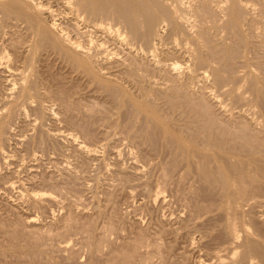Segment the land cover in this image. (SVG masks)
I'll list each match as a JSON object with an SVG mask.
<instances>
[{
  "label": "rangeland",
  "instance_id": "1",
  "mask_svg": "<svg viewBox=\"0 0 264 264\" xmlns=\"http://www.w3.org/2000/svg\"><path fill=\"white\" fill-rule=\"evenodd\" d=\"M127 1H125L126 3L123 2L124 4L123 5L121 4V5L122 6L126 5L125 7H127V3H129ZM245 2L248 5H246ZM245 2L244 0L243 2H241L242 6H240L241 4H238L237 5L238 7L236 6L235 9L236 8H239V9H236L237 12H235L234 10L235 13H233L236 15L235 16L230 15L229 18H226L224 16L222 17L223 13L221 11L219 12L220 9H218L217 7L214 8L213 5H206V6L202 5L201 9L204 7L203 10L205 9V7L208 6L209 8L210 6L209 8L210 10L207 8H206L207 10H204V12L207 11L208 13L205 12V15L203 14L204 18L209 20V23L206 22L208 21L206 20L205 21L206 26H205L204 24L205 22H203L204 18L202 14H201L202 16L201 19L204 25H202L201 28H200L201 21L200 20L195 21L196 18L193 19V21H195L197 25H200L198 26L200 30L203 29L204 32H206L204 33V35L202 34V36H204V39L206 40H204L203 37L201 38L199 37L200 39L197 38L199 40L198 42L199 46H200V42H203V40L207 41V43L205 42L201 43V44H204L199 47L202 49V51L198 49L197 42L195 43L196 38L193 35L191 36H193L195 39L193 37L190 38L191 36L188 34L189 32L185 33L186 30L184 32V35L183 34L179 35L180 32L179 33L169 32L171 31L170 30L171 28L172 30H174L173 29L174 27L172 26H175L174 25L175 23L171 22L173 21L171 20L172 11L169 9V7L166 4L160 3L159 5L158 3L157 5L159 6L157 5L154 6V9L158 7L155 10H152L151 7H150V10L148 9L149 7L146 8L145 12H143L144 14L146 13L145 17L142 16L144 15L142 13H137V15L136 14L131 15L130 14L131 8L129 9L130 4H128V7H127V10H129L130 12H128L127 10H124L126 8L120 5L119 7L121 8L120 9L118 8V9L122 13V15L126 17V18H123L124 25H126V23L128 22L130 23H128L129 26L128 25L124 26L122 24L124 28L122 27V25H120L119 31H121V29H125V30H122V32L124 31L122 39L123 41H125L124 43H127L126 41L130 39L128 42L132 43L131 45L134 47L135 50L136 49L139 50V51L136 50L138 51L137 53L138 56L132 55V57L134 56L133 58L136 61H133L134 59L132 60V57L130 54L125 56L128 50L126 49V45H122V44L121 45L120 44L111 45V43H108L101 50L103 51L105 49L104 53L99 50L100 54L102 53L101 55L99 54V51L98 53L96 52L97 51L96 48H95L96 51L94 52V49H93L94 46H93L91 53H90V54H94V55H91L92 59L90 57L91 59L90 61L92 62L93 60L91 64L92 65L91 68L93 70H97V71L99 70L98 74H97V71H94L98 75L97 77L98 80L97 78H94L96 76L93 75L94 74L92 73L93 70H90L91 69L90 64L88 66L90 69L87 67L89 69L88 70L86 69L85 66L74 64V62L72 63V61L70 62V60L68 59L65 60V57L63 60V58L61 57L62 55L59 56V54H56L58 55L57 57L56 55H54L57 52L54 51L53 53L52 52L53 50H49L52 48L51 45H49V47L50 46L51 47L48 48L47 47L48 45H44L43 43V45L45 46L47 50L43 48V45H42L41 47L43 50L39 49L41 47H38L37 52H35L37 54H35L33 57V54L30 51L31 49H29L30 45L32 44L31 43L32 36H30L31 38H28L29 33L30 35L32 34H31V31L28 30L29 28L27 29L28 31H26V28H25L26 24L22 23V25H20L21 23L20 24L16 23L15 20L12 21L13 19L11 17L5 20L7 21L8 23L7 24L5 21L3 22V19H5V17L3 18L4 15L1 13L2 14V17H1V14H0V18H2V20L0 19V21H2L0 23V26L2 23H3L2 25H5V26L8 25L7 26L8 28L6 27L4 28V30L7 31V35L4 41L7 40L8 42L7 41L6 42L10 44V46L13 44V42L14 44L16 43L15 45H18V46L12 45L13 48L10 47L9 51L12 49L10 52L8 51L10 55H12L14 47H16L17 49V50L16 49L14 50L19 52L17 53L14 51L13 54L15 56V54L17 53L16 54L17 57L15 56V60H14V56L12 55L10 56L11 57L10 60L12 62L14 60L13 63H18V64L20 63L19 65L21 66L23 65L22 66L23 68L21 67V70L24 69L25 72L22 71L23 73L19 75V78H21L22 76L25 78L26 76L25 78L26 80L24 79L23 81H21L23 77L21 78V80L17 78V76L7 78L9 73H7L6 71L5 72L2 71L4 75L0 73V81H2L0 82V86H1L0 96L2 95L0 97L1 99L0 108H3V110L0 109V112H1L0 118L6 115L4 119H2L4 120L3 121L4 124L6 123L5 124L6 128H4L3 130L4 132L0 134V139H1L0 147H2L0 149V184H1L0 185V188H1L0 189V264H49V263L50 264H196V263L197 264H208L210 261H211L210 264L211 263L213 264L215 262H216L215 264H217L219 263L217 256L218 255L223 256L224 255L223 253L227 254L226 247H228V249L229 247L230 248L239 247L238 251H240L241 253L243 250L244 252L242 253H245V256H247V254L248 256L251 254L256 255V251L260 252L263 250L260 244L262 242L264 243V199H263L264 198V176H263L264 168L263 166L262 167L260 166L261 164L264 165V162L262 163L264 159L256 162L258 166H256V164L254 163H253L254 164L253 167H250L251 165L248 166L249 163H247V165H242L244 167L241 169H243L244 173L250 174L251 176L250 177L246 174V175H243V177L245 176L246 179L250 177L252 180L250 178L249 179L251 181L249 179H247L249 181L245 180V178L243 179L241 175L242 172L240 171L241 174L239 176L237 175L239 178L236 180V182L233 183L234 184L233 185V184L225 182L226 177L222 178V175L220 176V174H223V176H225L226 174L224 173L219 174V172L221 171L217 169L218 167L214 163L212 164L211 162V164H208V163L205 164L206 161L203 163L202 160L204 158H202V154L198 155L197 153H195L197 155L195 157L193 155L194 152L192 149L191 150L189 149L186 151V149L182 148L180 143H178L177 140L174 139L177 136L178 137L183 136L185 139L189 137L188 140H192L191 138H195L196 137L195 135L205 136L206 134L207 136L210 135V136L216 137V135L218 134L213 135L215 134V132L218 133L219 131L222 130L221 132H219L220 133L219 136H220L222 133L226 134L224 132L225 130L227 131V134L225 137H228L227 136L228 134H230L229 137H232L234 134L233 138L239 137L240 139V137L243 138V136L245 135L244 138L241 139L242 144L244 142L247 143V139H248V144L250 142L249 144L250 146L247 145L246 143L245 145L244 144L242 145L243 147L245 146V148H247V146L249 148L253 146L254 148V145L256 148L258 147L256 145H259L258 143H260L259 141H262L261 137H263L264 135V131H263L264 111L262 110L264 105L261 104V103H264V82H263L264 80H262L264 79V48H263L264 47L263 46L264 44V34H263L264 32V29H263L264 28V0H248V2L246 0ZM244 4L246 5V7L244 6ZM249 4L251 5V7L249 6ZM243 6L245 7V9H243L244 8ZM165 7L167 10V13H166ZM211 7H213L212 11H211ZM121 9H123V11H121ZM203 10H202V13H204ZM152 11H155V12H152ZM157 11H159V13ZM217 11L221 14H219ZM212 12H215V14L217 13L220 16L218 15L215 16V14ZM125 13H127V15H125ZM149 13H150V16H147V14L149 15ZM153 13L155 15L157 14V16H155ZM138 14L140 15L138 16ZM165 15H168V17L169 15H171L170 16L171 19L166 17ZM127 16L129 17L131 16V17L129 18ZM134 16H136L137 18L139 17V20H136L137 18L134 19ZM146 16L148 17L147 18L148 20L146 19ZM158 16L160 17V19ZM161 16L163 17L165 16V18L168 19L166 20L168 22H166L164 18H162ZM209 17L211 19H209ZM238 17L240 21L242 20L241 22L239 21ZM131 18H132V21L127 20V19L131 20ZM155 18H158L161 21L164 20L163 24L158 19H156V21L153 20ZM230 18H232V20ZM248 18L249 19L253 18V19L249 20ZM9 19H12V20H9ZM150 19L152 20L151 23L149 21ZM227 19L228 21L229 20L231 21L229 22L224 21ZM134 20H135L134 24L136 26L133 24ZM254 20H255V23L256 21L257 23L261 22V25H259L260 23L258 24L259 26H257V24L255 25V23L253 22ZM137 21L138 23H136ZM249 21L253 22L251 24L253 27L249 24L250 23ZM13 22H15V24L17 25H13ZM65 22H66L65 24H67V21ZM169 22L172 26L169 24ZM158 23H160V25H158ZM245 23L246 25L248 23L250 28L248 26L244 28V26H246ZM130 24L132 25L131 27H130ZM152 24L153 25L155 24V26L151 30V27H153ZM164 24H165L164 30L161 33L162 38L160 37L161 41H155V40L152 41L155 38V35L153 34L154 35L153 36L154 38H153L151 34L156 32L159 29V27L161 25L163 26ZM253 24L257 26L256 31L248 32V31L254 30ZM24 25L25 27H23ZM133 25L135 29L132 28ZM137 26L138 28L140 27L141 28L136 29ZM167 26H170V27H168L167 29ZM220 26L226 29L221 28ZM13 27H16L17 29L15 28L14 30ZM205 28L208 30V32L206 31ZM216 28L217 30H214ZM209 29H211L210 30L211 32L209 31ZM248 29H251V30H248ZM16 30H18L17 33H14L16 32ZM129 30H131L132 32L131 31L129 32ZM133 30L134 32L136 30V32L138 33L136 32L134 33ZM0 31L2 30L0 29ZM125 31L129 32V34L127 32V35L129 37L133 35L132 36L133 38L131 37L127 39L128 36L126 37ZM222 31H225V32H222ZM9 32H11L12 34L11 37L13 36L12 40H10L11 37L7 39L8 36H10ZM12 32L15 35H13ZM19 32L21 33L20 36L22 38L18 37V35L20 34ZM201 32L203 33V31ZM24 33L28 35L27 36L25 35V37L23 38ZM173 33L175 36H173ZM258 33L263 36L259 35ZM2 34L3 32H0V37H2L1 36ZM136 34L138 35V38ZM185 34L188 35L187 38H190L191 41L185 38L187 36V35L185 36ZM206 34H208L207 35L208 37L210 36L209 39L208 37L205 38ZM178 35L181 36V38L178 37ZM78 36H75L77 40H79L80 42L86 43L84 40L86 39L85 37H82L81 35H78ZM150 36L152 38L151 41H150ZM258 36H260V38ZM15 37L18 38L19 40H17ZM27 38H28V41H27ZM94 38H95L94 41L96 44L100 42V39L101 41L103 39L101 37L100 38L98 37L99 39L97 37H94ZM29 39H31V41ZM23 40H25V42L27 43H25ZM261 40L263 41L261 42ZM22 41L25 43L24 46H23ZM134 41H135V45H134ZM9 42H11L12 44ZM170 42H175V43H172L173 44L172 46ZM17 43H20V44H17ZM26 44H29V46ZM161 44H163V47H161L162 46ZM20 45H22L23 47L20 48L21 47ZM154 45L156 46L153 48ZM25 46L27 47L25 48ZM157 47L159 48L158 50H155L156 51L155 52L153 49H157ZM185 47L193 48V49L191 48V50L187 48L188 53L191 52L190 55L192 54L190 58H187L188 53L185 54V52L187 51L185 50L186 49ZM212 47L213 49H210ZM139 48L143 50L145 53L143 51H140ZM149 48H151L153 52ZM169 48H170V52L173 51L172 53L167 51V49L169 50ZM24 49H26V51L27 50L29 51L26 52ZM106 49H108V51L111 52L112 54L109 53ZM39 50H40V53H39ZM22 52L23 54H21ZM165 52H168V54L167 53L165 54ZM192 52L196 55L193 56L194 54ZM151 53L154 54L155 57L152 56ZM173 53L175 56H173ZM42 54H45V56L43 55L42 57ZM104 54L105 55L107 54V56H104V60H103ZM109 54H110V57H109ZM202 54L206 58L205 57L203 58ZM27 55H30V57L28 56V58L27 57L25 58V56ZM49 55L51 56L49 57ZM171 55L173 56L174 60L171 57ZM161 57H164V58L161 59ZM17 58H19L18 59L19 62L16 61ZM93 58L96 59L97 61H95ZM130 58L133 64L131 63ZM191 58L193 59V61L196 59L193 65L195 70H198L199 66H200L201 71H203L202 68H204L205 73L200 72V71H196V72L204 73L205 77L208 75L206 78L205 77L202 78V75H201L200 78L194 80L191 77V73L189 72L193 71L194 73V70L192 68L193 61ZM28 59H31V60L33 59V61L29 60L33 63V66L30 64L31 62L29 63ZM42 59L45 62H42ZM55 59L56 60L58 59V60L56 61ZM160 59L161 60L164 59L165 61H161ZM167 59L169 60V62L167 61ZM204 59L205 60L207 59V60L204 61ZM46 60L47 61L49 60V61L47 62ZM116 60H118L119 62L117 61L118 63H116ZM123 60H124V63L126 62L129 63V66L130 64L132 66L133 65L137 66V67L133 66L134 69L135 68L137 69H135L133 72V70H131L133 69L132 67L127 66L128 68L127 69L124 66L125 64L121 66L123 64V62L121 61ZM148 60H149V63H148ZM211 60H212L211 63L213 64L209 63ZM60 61L62 63H59ZM98 61L101 65L98 63ZM108 61L110 62V64ZM157 61L158 62L161 61L163 63L166 62L167 64L168 63L174 64V62L176 61L175 62V64L177 65L176 70L178 72L171 71V73H169L168 71L170 70H167V69L161 70L159 67H157L158 66ZM196 61L199 63L201 62L202 65L207 64L206 62L209 61L208 63L210 66L215 65L214 70H212L213 69L212 66L210 67L207 64L208 67L205 65L204 67L202 65H198ZM25 62L26 63L28 62V63L25 64ZM134 62L137 65L134 64ZM70 63L72 64L70 65ZM117 64H120V67H117L119 66ZM27 65L29 67H26ZM30 65L34 69L32 72L30 71L32 70L30 68ZM63 65H67V66L65 67ZM78 65L80 66V68L83 67L85 70L82 69L80 71V69H77ZM95 66H97V68ZM143 66L144 68H142ZM189 67H191L192 70L191 68L189 69ZM27 68L29 69L27 70L28 72L26 73ZM185 68H188V69L186 70ZM209 68L211 70H209ZM72 69L74 70V72ZM83 70L84 71L87 70L88 74L87 72H82ZM100 70L102 73L100 72ZM125 70L130 72V75L131 73L134 75L135 71L137 70L140 76L137 74L136 75L138 77L133 76L137 80L134 79L133 77L130 78L128 76L129 73L128 72L126 73ZM142 71L144 74L142 73ZM218 71H220V74L218 73L219 75L217 74ZM29 72H31L30 73L31 76H29L28 74ZM209 72L211 73L209 74ZM167 74H169L171 77L173 76L174 79L175 77H177L176 75H180V76H178L176 78L175 83H173L174 81V79H172L173 77L169 78ZM213 74H216L218 76L217 81H221V82H215V81L213 82L214 79H211V77L212 78L214 77ZM32 75H33V79H32ZM141 75H144V76H141ZM186 76L189 80L191 77L190 82L187 79H185L187 81H184V78H186ZM219 76L221 77L219 78ZM141 77H143L142 78L143 85L141 84L139 85V83L141 82L140 80ZM155 77H157L158 79ZM4 78L6 80H4ZM8 79L10 81L12 80V83L16 84L14 89H9ZM15 79H16V82H15ZM18 79H19V82L21 81L20 83L17 82ZM93 79H95L94 82H91L93 81ZM149 79H152V82ZM166 79L167 80L169 79L167 83H166L167 81ZM170 79H172L173 81L172 80L170 81ZM178 79L180 82L178 81ZM101 80L102 82H106V83L101 84L100 82ZM160 80L164 82L162 83ZM25 81L26 83L27 81L29 82L27 83V86L26 84H24ZM33 81H37V83H39L37 86L41 88L39 89L37 86H35L37 83ZM193 81H194V84H195V81L198 83L194 85ZM22 82H23V85L26 86L27 88L29 87V84L31 82L30 86L34 85L32 86L33 89L32 87H29L31 90L29 88L28 90L29 92H32L33 94L35 93L34 95L37 97L35 96L33 97L32 93H27L28 95L30 94L32 95L27 96L26 94V97H29V98H25L24 97L25 94L23 95L22 91L20 92V90H22L21 88H23V86L21 85ZM202 82L206 83L204 84L205 86L203 85ZM152 83H153V86H152ZM161 83L165 85L163 86ZM179 83L180 84L184 83L185 86H188V89L185 88L184 85L183 87L182 85H179L180 89L176 88V85H178ZM212 83L214 85L218 84L215 89ZM49 84L51 86H49ZM109 84L111 86H109ZM168 84L170 86L173 85L174 87L171 88L170 86H168ZM206 85H208L209 87H207ZM6 86L7 88H5ZM139 86L141 87L140 90L138 88ZM155 86H158V87H155ZM202 86L205 88L203 89ZM17 87L18 88L21 87L20 89H18L19 91L17 90ZM223 87L224 89H222ZM34 88L36 91L34 90ZM153 88L156 90L160 89V91L162 89L164 90H162V92H160L159 90H158L159 92L158 91L156 92L155 90L156 92L155 93ZM181 88L183 89L185 88V89L183 90ZM199 88L200 89L202 88V91H200ZM206 88L208 89L206 90ZM212 88L214 90H212ZM229 88L231 89L230 90L231 95L228 94ZM5 89L6 90L8 89V90L5 91ZM37 89L41 91L39 92ZM218 89L219 90L222 89V91H219ZM253 89L255 92H252ZM173 90H175L174 91L175 93H173ZM209 91L212 93H210ZM215 91H217V94ZM233 91H235L236 93L235 92L232 93ZM8 92L12 94L10 95ZM19 92L20 94H22L21 96ZM37 92L39 94L43 93L44 95L42 94L41 96ZM59 92L62 94V96L61 94H59ZM147 92L150 95H148ZM205 92L208 94H206ZM219 92H221L223 95L221 93L220 95H218ZM256 92L258 93V95L256 94ZM215 94L217 97L214 96ZM8 95L11 97L8 98ZM17 95H19L20 97H18ZM209 95L211 98L208 97ZM253 95L256 96V98L258 99H256ZM16 96L19 99L22 96L23 97L20 100L17 99L18 100L17 101ZM259 96L263 100H261ZM5 97L8 99L7 102L10 103L9 105L6 104L7 102H6ZM25 99H27L26 102L24 101ZM176 99H179V100H176ZM13 100H15V102H13ZM259 100H261V102H259ZM20 101H21V104H20ZM62 101L65 105L60 103ZM215 101L216 103H219L221 107H219L220 106L219 104H215ZM136 102L140 103L142 107H145V108L148 107V109L152 107L151 108L153 110L152 112L155 111L157 113L159 111L158 112L159 115L156 114L157 118H160L161 122L165 124L166 126L169 125L171 127V124H172L173 128L172 127L170 128L168 126V129H170L171 133L172 131L173 133L174 132L175 133L171 135V133L166 134L165 130L161 131L160 130L161 128L158 126L157 122L153 120L150 116L148 117L149 114L146 115L145 110L143 112L142 108L140 109L137 105H135L134 103ZM168 102L170 105L168 104ZM258 102L261 104L262 109L260 108V106H258L260 105ZM13 103L14 105L11 106ZM146 103L149 105H147ZM29 104L30 106H28ZM20 105L23 110H21ZM8 106H9V109H8ZM153 106L156 110L153 109ZM5 107H7V109ZM12 107L15 110H13ZM72 107L73 108L75 107V108L72 109ZM219 108H222V109H219ZM11 109L14 111V114L12 111H11L12 113L10 112ZM133 109H137V111L136 110L134 111ZM170 110H171V113H169ZM184 110L186 111V114L184 113L185 112ZM226 110L228 111L230 110L229 111L230 113H228ZM15 111L18 112V115H16L17 113ZM23 112L24 113L26 112V113L24 114ZM189 112H191V114H189ZM260 112H261V116L259 115ZM7 113L9 117L11 115L12 116L9 118L7 116ZM197 113L201 115L202 117L199 116ZM142 114L146 115V117L141 116ZM175 114H177V116H175ZM228 114H230L231 118L230 116H228ZM163 115L164 116L170 115V116L169 118L164 117L166 120L165 121L163 120L164 119ZM198 116L201 117V119ZM237 116L239 118H236ZM6 117H8V119H6ZM176 117L180 118V120L178 119V122L176 121L177 120ZM182 118H183V121L184 119L185 121L187 120L186 122L188 123V126H185L187 125L185 121L184 122L181 121ZM13 119L14 121L15 120L16 121L14 122ZM169 119L170 120L172 119L171 120L172 122ZM191 119L192 121L196 123V125L192 123ZM194 119H197V120H194ZM204 119L206 120V122ZM221 119L222 121H220ZM231 119L235 120L234 122L236 123L237 130L234 127L235 123ZM5 120L7 122H5ZM145 120H149V121H145ZM150 120L151 121L153 120V121L151 122ZM203 120H204V123H203ZM154 122L156 123L157 126L154 124ZM231 122L233 123L232 125H230ZM0 123H1V119H0ZM205 123L206 124L208 123V124L205 125ZM243 123L244 125H242ZM189 124L191 126L195 125L193 126L194 128L189 126ZM223 124L226 128L222 126ZM255 124L257 127L255 126ZM41 125H43V127ZM230 126L231 127L233 126L234 128L233 127L231 128ZM240 126H243V127H240ZM40 127H42L44 131ZM195 127L197 129H195ZM202 127L205 128L203 133H201L203 129ZM190 128H192V130ZM198 128H201V130H199ZM188 129L190 132L196 131L195 133H198L199 135L195 134L194 135L195 137H193V133H189ZM210 129H213V130L211 131ZM205 130H207V132H205ZM259 130L261 131V134ZM183 131H186V133L188 132L189 136L188 134L186 135V133H184ZM229 131L232 132V134ZM178 132H180L181 135H178L179 134ZM235 132H237L239 136L236 135L237 137H235V134H237ZM257 132L260 135L257 134ZM252 133L253 134L256 133V134L253 135ZM190 134H192L191 135L192 137L190 136ZM224 134H222L221 136L224 137ZM256 135L257 136L259 135L258 137L260 138L257 139L258 137ZM4 136L6 137L4 138ZM59 136L61 137L59 138ZM51 138L53 140H51ZM218 138L222 139V137H218ZM2 139L4 140V142ZM262 143H264V141ZM262 143H260V145H262L263 147L259 145L258 150L257 149L252 150V148L251 149L247 148L250 153L248 152V150L242 147V153L244 152V150H246L245 152L249 154V155L245 154L246 156L243 154V156H245V158L247 156L251 158V156L255 154V153L252 154L254 150H256L254 152H257V151L260 152V149L264 148V145ZM83 144L85 145V147L88 146L87 148L89 150H94V151H86V150L84 151L78 147V145H83ZM176 147L178 148V150ZM185 152L187 153L185 154ZM256 154L254 156H256ZM194 159H195V162H194ZM191 163L194 167L191 166ZM201 163L203 165V168L201 166ZM205 165H207V167ZM242 166L237 167L236 170L234 169L235 166L234 168H230V169H233L236 172V174H239L237 172ZM254 166L259 167V168H256V167L254 168ZM199 167L201 168L199 169ZM245 167L246 168L250 167V170L246 169ZM213 168H216V169H213ZM252 168L255 169V172ZM209 169L210 171H208ZM214 170H216V172ZM247 170H249L251 173H249ZM231 171L229 170V175ZM202 172L203 173L205 172V173L203 174ZM235 172L232 171V173L234 174ZM253 172L255 173V175ZM198 173L200 176L198 175ZM206 173L208 174V176ZM217 175L219 176L217 177ZM255 176H259L258 177L259 180L257 177L255 178ZM31 178H33L34 180ZM240 178L243 180L242 183H241ZM256 179L258 182L256 181ZM260 180H263V181L259 182ZM2 183H6V184H2ZM9 183H12V184L14 183V186L12 188H9L8 186ZM212 183H214V185H217V186L219 184V186L218 187L214 186ZM223 184L225 185V187H223ZM246 185L248 187L250 185V187L248 188ZM6 188H9V189H6ZM225 189H228V190H225ZM243 190L246 192H244ZM228 191L230 193H228ZM232 193L234 194V197ZM230 194L232 195V197ZM232 198H234V200ZM250 198H252V200ZM233 208L235 209L233 210ZM237 211H239V213ZM254 212L256 215L254 214ZM232 213H233V216H232ZM231 223L233 224L232 226H231ZM244 226L246 227L244 228ZM228 227L229 228L232 227V228L229 229ZM235 234H237L238 236ZM245 234L247 235L249 234L248 235L249 237L248 236L245 237L246 236ZM207 235H210V236H207ZM232 235L233 237H231ZM225 236H227V238ZM235 236H237V240L239 239L238 242L237 240L236 241L233 240ZM251 236L252 238L250 239ZM245 239H247L248 242H251L249 246L245 245V242H246ZM95 241L98 244H96ZM70 245L72 248L70 247ZM62 246H63V249L61 250ZM219 248H221V250ZM99 249H100V252H98ZM253 249H256V250L254 251ZM247 251L249 253H247ZM251 251H254V252L251 253ZM261 254L263 255V253ZM71 255H73V257ZM208 256L209 258H207ZM214 256H216V258ZM51 259L53 262L51 261ZM204 261L205 263H201Z\"/></svg>",
  "mask_w": 264,
  "mask_h": 264
},
{
  "label": "bare ground",
  "instance_id": "2",
  "mask_svg": "<svg viewBox=\"0 0 264 264\" xmlns=\"http://www.w3.org/2000/svg\"><path fill=\"white\" fill-rule=\"evenodd\" d=\"M125 1H127V0H0V14L2 13L4 16H3V18L5 17V19H3V22L7 19V18H12V19H9V20H12V21H16V23H21L20 25H22V23H25L26 24V27H25V25L23 26V27H25L26 28V31H28V30H30L31 31V34L32 35H30V33H29V37L28 38H31L30 36H32V41H31V39H29L30 41H31V45H30V48L29 49H31L30 51L32 52V54H33V57H34V55L35 54H37V53H35V52H37V50H38V47H41L42 45H43V43H44V45H48L47 47L48 48H50L51 46H52V48L51 49H49V50H53L52 52L54 53V51L55 52H57V53H55L54 55H56V54H59V56L60 55H62L61 57L63 58V60H64V57H65V60H70V62L72 61V63L74 62V64H79V65H81V66H85L86 67V69H88L89 67V64H90V68H91V64H92V62H93V60H92V62L90 61L91 59H92V56L91 55H94V54H90L91 53V50H92V47H93V49H94V52L96 51L97 53H98V51L100 50H102V48L105 46V45H107L108 43H111V45L112 44H122V45H126V49L128 50V52H127V54L125 55V56H127L128 54H130L131 55V57H132V55H136V56H138L137 55V53H138V49H136V50H138V51H136L135 49H134V47L131 45L132 43H130V42H128V41H126L127 43H124L125 41H123V39H122V36H123V32H122V30H125V29H121V31H119V29H120V25H124V20H123V18H126V17H124L123 15H122V13L120 12V8L121 7H119L121 4L123 5L124 3L123 2H125ZM246 0H244V2H245ZM127 2H129V3H127V7H128V4H130V7H129V9L131 8V15L133 14H136L137 15V13H142V14H144L143 12H145V9L146 8H148L149 10H150V7H151V9L152 10H155V9H157V8H155L154 9V6L155 5H157L158 3H159V5H160V3L161 4H166L168 7H169V9L172 11H169V12H171L172 13V16L171 15H169V17H168V15H165L166 17H168V18H170V16L172 17V19L171 20H173V21H171L170 19V21L172 22V23H175L174 25L175 26H172L171 24H170V22H169V24L172 26V27H174L173 29L174 30H172V28L170 29L171 31H169V32H174V33H176V32H180L179 33V35L180 34H183L184 35V32H185V30H186V32L185 33H187V32H189L188 34L191 36V35H193V36H191L190 38H194L196 41H195V43L197 42V45H198V42H199V40L197 39V38H201V37H203V39H204V36H202V34L204 35V33H206V32H204V30L202 29V30H200V28L202 27V25H204L205 24V26H206V22H208L209 23V20L208 19H205L204 18V15H205V12L206 13H208L207 11H205L204 12V10H207V9H209L210 8V6H209V8H208V6L207 7H205V9L203 10V8L201 9V7H202V5H204V6H206V5H213L214 6V8H218V9H220L219 10V12L221 11L223 14H222V17L224 16V17H226V18H229L230 17V15L231 16H235L236 14H233V13H235V12H237L236 11V9H239V8H236L235 9V7L238 5V4H241V2H243V0H128ZM247 2H248V0H247ZM126 3V2H125ZM202 3H204V4H202ZM245 4L246 5H248L246 2H245ZM244 4V6L246 7V5ZM121 5V6H122ZM159 5H157V6H159ZM165 5V6H166ZM126 5H124V6H122V7H125ZM240 6H242V4L240 5ZM243 6V7H244ZM249 6L251 7V5L249 4ZM127 7H125L126 9H124V10H127ZM163 7H164V5H163ZM238 7V6H237ZM245 7L243 8V9H245ZM119 8V9H118ZM160 8V7H159ZM207 8V9H206ZM123 9H121V11H123ZM168 9V10H169ZM212 9H213V7H211V11H212ZM165 10H166V7H165ZM202 10H203V12L204 13H202ZM210 10V9H209ZM234 10H235V12H234ZM128 12H130L129 10H127ZM126 11V12H127ZM148 11V10H147ZM160 11V10H159ZM159 11H157L158 13H159ZM214 11V10H213ZM249 11H250V9H249ZM125 12V11H124ZM149 12V11H148ZM152 12H155V11H152ZM210 12V11H209ZM218 12V11H217ZM218 12V13H219ZM252 12V11H251ZM161 13V12H160ZM166 13H167V10H166ZM165 13V14H166ZM212 13H214L215 14V12H212ZM250 13V12H249ZM253 13V12H252ZM2 14H1V17H2ZM130 14H128V15H130ZM154 14V13H153ZM170 14V13H169ZM201 14L203 15V22H205L206 20H208V21H206L204 24H203V22H202V19H201ZM219 14H221V13H219ZM254 14V13H253ZM125 15H127V13H125ZM140 14H138V16H139ZM145 15H146V13L144 14V15H142V16H144L145 17ZM155 15V14H154ZM162 15V14H161ZM216 15H218L217 13L215 14V16ZM239 15V14H238ZM141 16V17H142ZM147 16H150V13H149V15L147 14ZM146 16V19L148 18ZM155 16H157V14L155 15ZM165 16L163 17V16H161L162 18H164V20L166 21V20H168V19H166L165 18ZM207 16V15H206ZM218 16H220V15H218ZM251 16V15H250ZM253 16V15H252ZM127 17H129V16H127ZM131 17V16H130ZM129 17V18H130ZM152 17V16H151ZM159 17V16H158ZM135 18H137L136 16H134V19ZM150 18V17H149ZM153 18V17H152ZM151 18V19H152ZM196 18V20L195 21H197V20H200L201 21V26L200 25H197L196 24V22L195 21H193V19H195ZM198 18V19H197ZM200 18V19H199ZM208 18V17H207ZM219 18H221V17H219ZM218 18V19H219ZM233 18V17H232ZM232 18H230L231 20H232ZM237 18V17H236ZM247 18V17H246ZM1 20H2V18H0ZM146 19H145V21H146ZM149 20L150 21V23H151V21L152 20ZM156 19H158V18H155V19H153V20H155L156 21ZM159 19H160V17H159ZM158 19V20H159ZM209 19H211L210 17H209ZM225 19V18H224ZM238 19H239V17H238ZM249 19V18H248ZM253 18H250L249 20H252ZM128 21H132V18H131V20L130 19H127ZM136 20H139V17L136 19ZM148 20V19H147ZM157 20V21H158ZM163 20V21H164ZM231 20H229V21H231ZM65 21H67V24H65L66 22ZM159 21H161V20H159ZM163 21H161L162 22V24H163ZM224 21H228V19L227 20H224ZM223 21V22H224ZM228 21V22H229ZM239 21H240V19H239ZM242 21V20H241ZM240 21V22H241ZM245 21V20H244ZM248 21V20H247ZM2 21H0V23H1ZM6 23H7V21H5ZM11 22V21H10ZM154 22V21H153ZM166 22H168V21H166ZM199 22V21H198ZM220 22V21H219ZM250 22V21H249ZM254 23H255V20L253 21ZM253 22H250L249 24L251 25ZM5 23V24H6ZM128 23H130V22H128ZM128 23H126V25H124V26H127L128 25ZM135 23V20H134V22H133V24ZM136 23H138V21L136 22ZM155 23V22H154ZM260 23V24H259ZM3 24V23H2ZM1 24V26H0V29L2 30V31H0V32H3V34L1 35L2 37H0V73H2V71H6L7 73H9L8 74V77L7 78H9V77H13V76H17V78H19V75H21V73H23L22 71H24V69H22L21 70V67L23 66H21V65H19L18 63H13L14 62V60H15V56H16V54L17 53H19L18 51H16L17 49H16V47H14V49H16V50H14L13 49V52H12V55L14 56V51L15 52H17L16 54H15V56H14V60H13V62L10 60V56H12V55H10L9 53H8V51H9V49H10V47H12V45H15L14 44V42H13V44L11 43V42H9V43H11L12 45L10 46V44H8L7 42V40H5L4 41V39H5V37H6V35H7V31H5L4 30V28L6 27V28H8L7 26H5V25H2ZM8 24V23H7ZM12 24V23H11ZM18 24V25H19ZM222 24V23H221ZM249 24L247 23V25H246V23H245V25L246 26H244V28L245 27H249ZM257 24V26H259V25H261V22H258L257 23V21H256V23H255V25ZM259 24V25H258ZM13 25H17V24H15V22H13ZM67 25V26H66ZM122 25V27L124 28V26ZM135 25V24H134ZM134 25H133V27L132 28H134ZM139 25V24H138ZM153 25V24H152ZM158 25H160V23H158ZM158 25H156V26H158ZM234 25V24H233ZM241 25H242V23H241ZM254 25V24H253ZM254 25V30L253 31H248V32H255L256 31V27L257 26H255ZM129 26V25H128ZM132 25L130 24V27H131ZM136 26V25H135ZM140 26V25H139ZM147 26V25H146ZM154 26H155V24L153 25V27H151V30H152V28H154ZM164 26H165V24L162 26H160L159 27V29H158V27H157V31L156 32H154V33H152V32H150V33H152L151 35H152V37L155 35V38L152 40V41H161L160 40V37H161V33L163 32V30H164ZM198 26H200V28L198 27ZM205 26H203V27H205ZM208 26V25H207ZM236 26V25H235ZM252 26V25H251ZM12 27V26H11ZM168 27H170V26H167V29H168ZM176 27V28H175ZM211 27V26H210ZM221 27V26H220ZM243 27V26H242ZM253 27V26H252ZM252 27H251V29H252ZM14 28V30H15V28L16 27H13ZM12 28V29H13ZM29 28V29H28ZM127 28H129V27H127ZM141 28V27H140ZM140 28H138V26H137V28L136 29H140ZM214 28V27H213ZM221 28H224V27H221ZM236 28V27H235ZM250 28V27H249ZM11 29V28H10ZM17 29V28H16ZM28 29V30H27ZM135 29V28H134ZM206 29V28H205ZM224 29H226V28H224ZM251 29H248V30H251ZM258 29V28H257ZM260 29V28H259ZM264 29V28H263ZM9 30V29H8ZM14 30H12V31H14ZM19 30V29H18ZM18 30H16V32H14V33H17V31ZM23 30V29H22ZM21 30V31H22ZM132 30V29H131ZM131 30H129V32L131 31ZM155 30V29H154ZM211 29H209V31H210ZM214 30H217V28L216 29H214ZM240 30V29H239ZM10 31V30H9ZM20 31V30H19ZM25 31V32H26ZM138 31V30H137ZM141 31V30H140ZM201 31H203V33L201 32ZM206 31L208 32V30L206 29ZM243 31V30H242ZM247 31V30H246ZM262 31V30H261ZM260 31V32H261ZM77 32V33H76ZM122 32V33H121ZM126 32V31H125ZM128 32V31H127ZM127 32H126V37L128 36L127 35ZM129 32H128V34H129ZM132 32V31H131ZM133 32H134V30H133ZM135 32H136V30H135ZM134 32V33H135ZM211 32V31H210ZM215 32V31H214ZM222 32H225V31H222ZM263 32V31H262ZM10 34V36H8V38L7 39H9V37H11V32H9ZM13 33V32H12ZM13 33V35H15ZM20 33V32H19ZM75 33V34H74ZM136 33H138V32H136ZM156 33V34H155ZM166 33V32H165ZM174 33H173V36H175L174 35ZM257 33V32H256ZM23 34V33H22ZM131 34V33H130ZM154 34V35H153ZM254 34V33H253ZM259 34V33H258ZM263 34H264V32H263ZM21 33L18 35V37L20 38L21 36ZM25 33H24V36H23V38L25 37ZM28 35V34H27ZM26 35V36H27ZM78 36V35H81L82 37H85L86 39H84L85 40V42L86 43H84V42H80L79 40H77V38L75 37V36ZM93 35V36H92ZM137 35V34H136ZM168 35V34H167ZM178 35V37H180L181 38V36H179ZM187 34H185V36H186ZM208 34H206L205 36V38H207L208 36H207ZM211 35V34H210ZM257 35V34H256ZM259 35H261V34H259ZM133 35H131V37H132ZM169 36V35H168ZM172 36V37H173ZM177 36V35H176ZM184 36V37H185ZM261 36H263V35H261ZM13 37V36H12ZM12 37H11V39L10 40H12ZM16 37H17V35H16ZM15 37V38H16ZM94 37H101V38H103L102 39V41H101V39H100V42H98V41H96V42H98L97 44L95 43V41H94ZM131 37H127V39L128 38H131ZM139 37H141V36H139ZM171 37V38H172ZM188 37V35L185 37V38H187ZM210 37V36H209ZM209 37H208V39H209ZM212 37H214V36H212ZM217 37V36H216ZM259 38H260V36H258ZM22 38V37H21ZM28 38H27V41H28ZM78 38H79V36H78ZM98 38V39H99ZM104 38H105V40H104ZM133 38V37H132ZM135 38V37H134ZM137 38H138V35H137ZM162 38V37H161ZM165 38V37H164ZM182 38H183V36H182ZM190 38H187V39H189L190 41H191V39ZM199 38V39H200ZM256 38H257V36H256ZM263 38V37H262ZM17 40H19L18 38H16ZM26 39V38H25ZM81 39V38H80ZM151 36H150V41H151ZM167 39H168V37H167ZM255 39V38H254ZM16 40V41H17ZM21 40V39H20ZM83 40V41H84ZM97 40V39H96ZM104 40V41H103ZM126 40V39H125ZM140 40V39H139ZM143 40V39H142ZM149 40V39H148ZM173 40H175V39H173ZM198 40V41H197ZM204 40H206V39H204ZM203 40V42H205V43H207V41H204ZM258 40V39H257ZM7 41V42H6ZM14 41H15V39H14ZM24 42H25V40H23ZM22 41V43H23V46H24V44L25 43H27V42H23ZM131 41H133V40H131ZM149 41V42H150ZM163 41V40H162ZM193 41V40H192ZM263 40H261V42H262ZM18 42H20V41H18ZM46 42H47V44H46ZM203 42H200V46L201 45H204V44H201V43H203ZM214 42V41H213ZM212 42V43H213ZM256 42V41H255ZM29 43V42H28ZM142 43V42H141ZM161 43V42H160ZM166 43V42H165ZM171 44L172 43H175V42H170ZM192 43H194V42H192ZM211 43V42H210ZM257 43V42H256ZM17 44H20V43H17ZM156 44V43H155ZM159 44V43H158ZM169 44V43H168ZM170 44V45H171ZM258 44H259V42H258ZM263 44V43H262ZM26 45H28L29 46V44H26ZM43 45V48H45V46ZM49 45H51L50 47H49ZM134 45H135V41H134ZM137 45V44H136ZM151 45H152V43H151ZM162 46L161 47H163V44H161ZM15 46H18V45H15ZM21 46V47H20ZM19 47L20 48H22L23 46L22 45H20ZM110 46V45H109ZM108 46V47H109ZM149 46V45H148ZM156 45H154L153 46V48L155 47ZM167 46V45H166ZM169 46V45H168ZM172 46H173V44H172ZM175 46H177V45H175ZM199 45H198V49L200 50V51H202V49L201 48H199L200 47ZM256 46V45H255ZM254 46V47H255ZM260 46V45H259ZM262 46V45H261ZM263 46H264V44H263ZM262 46V47H263ZM18 47V48H19ZM27 46H25V48H26ZM116 47V46H115ZM152 47V46H151ZM196 47V46H195ZM194 47V48H195ZM207 47V46H206ZM205 47V48H206ZM210 47V46H209ZM216 47V46H215ZM13 48V47H12ZM95 48H96V50H95ZM136 48H137V46H136ZM158 48L159 47H157V49H153L154 51L155 50H158ZM172 48V47H171ZM174 48V47H173ZM186 48V47H185ZM188 49H190L191 50V48L192 47H187ZM185 49V50H187L186 52H185V54H187L188 53V49ZM208 48V47H207ZM258 48V47H257ZM264 48V47H263ZM262 48V49H263ZM28 49V48H27ZM39 49H41V50H43L42 49V47L41 48H39ZM46 49V48H45ZM44 49V50H45ZM122 49V48H121ZM140 49V48H139ZM149 49H151V48H149ZM161 49V48H160ZM176 49V48H175ZM193 49V48H192ZM196 49V48H195ZM194 49V50H195ZM204 49V48H203ZM210 49H213V47L212 48H210ZM12 50V49H11ZM10 50V51H11ZM25 51H26V49H24ZM47 50V49H46ZM105 50V49H104ZM104 50L103 51H101V52H103L104 53ZM107 51H108V49H106ZM119 50V49H118ZM172 50V49H171ZM180 50V49H179ZM215 50V49H214ZM261 50V49H260ZM9 51V52H10ZM21 51V50H20ZM24 51V52H25ZM29 50H27L26 52H28ZM100 51H99V54H100ZM115 51V50H114ZM140 51H143V50H141L140 49ZM146 51V50H145ZM151 51H152V49H151ZM167 51H169L170 52V48H169V50L167 49ZM175 51V50H174ZM178 51V50H177ZM208 51H209V49H208ZM216 51V50H215ZM42 52V51H41ZM46 52V51H45ZM51 52V53H52ZM106 52V51H105ZM109 52V51H108ZM107 52V53H108ZM144 52V51H143ZM150 52V51H149ZM153 52V51H152ZM156 52V51H155ZM163 52H164V50H163ZM173 52V51H172ZM172 52H170V53H172ZM183 52H184V50H183ZM190 52V51H189ZM194 52V51H193ZM192 52V53H193ZM212 52H213V50H212ZM39 53H40V50H39ZM49 53H50V51H49ZM52 53V54H53ZM109 53H111V52H109ZM115 53V52H114ZM113 53V54H114ZM125 53V52H124ZM141 53V52H140ZM145 53V52H144ZM160 53H161V51H160ZM168 54V52H165V54ZM178 53V52H177ZM176 53V54H177ZM191 53V52H190ZM190 53H188V57L187 58H190V56L192 55H190ZM203 53V52H202ZM21 54H23V52L21 53ZM20 54V55H21ZM31 54V53H30ZM96 54V53H95ZM102 54V53H101ZM100 54V55H101ZM112 54V53H111ZM117 54V53H116ZM152 54V53H151ZM194 54V53H193ZM25 55V54H24ZM24 55H23V57H24ZM43 55L45 56V54H42V57H43ZM53 55V56H54ZM90 55V56H89ZM97 55V54H96ZM164 55V54H163ZM183 55H184V53H183ZM196 54H194L193 56H195ZM28 56L30 57V55H27V56H25V58L27 57L28 58ZM51 55H49V57H50ZM52 56V57H53ZM57 57H58V55H56ZM99 56V55H98ZM104 56H107V54L105 55H103V60H104ZM139 56H141V55H139ZM143 56V55H142ZM145 56V55H144ZM152 56H154L155 57V55L154 54H152ZM167 56V55H166ZM169 56V55H168ZM173 56H175L174 55V53H173ZM173 56L171 55V57L173 58ZM193 56H192V58H193ZM202 56H203V54H202ZM17 57V56H16ZM22 57V58H23ZM48 57V58H49ZM90 57H91V59H90ZM102 57V56H101ZM109 57H110V54H109ZM118 57V56H117ZM130 57V56H129ZM134 57V56H133ZM132 57V60L134 59ZM170 57V56H169ZM183 57V56H182ZM205 56H203V58H204ZM22 58H21V60H22ZM39 58V57H38ZM37 58V59H38ZM100 58V57H99ZM115 58V57H114ZM119 58V57H118ZM162 58H164V57H161V59ZM171 58V59H172ZM191 58V59H192ZM206 58V57H205ZM18 59L19 58H17V60L16 61H18ZM24 59V58H23ZM34 59V58H33ZM33 59L31 60V59H28V61L29 60H31V61H33ZM41 59V58H40ZM47 59V58H46ZM59 59V58H58ZM57 59V60H58ZM94 59V58H93ZM111 59V58H110ZM126 59V58H125ZM139 59V58H138ZM156 59H157V57H156ZM160 59V60H161ZM56 60V59H55ZM56 60V61H57ZM62 60V61H63ZM95 61H97L96 59H94ZM106 60H108V59H106ZM105 60V61H106ZM127 60V59H126ZM129 60V59H128ZM130 60H131V58H130ZM129 60V61H130ZM132 60H131V63H132ZM143 60V59H142ZM147 60V59H146ZM154 60V59H153ZM173 60H174V58H173ZM196 60V59H195ZM194 60V61H195ZM207 60V59H206ZM205 59H204V61H206ZM15 61V62H16ZM26 61H27V59H26ZM31 61H29V63L31 62ZM39 61V60H38ZM47 61V60H46ZM49 61V60H48ZM47 61V62H48ZM94 61V62H95ZM104 61V62H105ZM112 61V60H111ZM118 60H116V63H118L117 62ZM128 61V62H129ZM133 61H136L135 59L133 60ZM144 61V60H143ZM152 61V60H151ZM159 61V60H158ZM157 61V62H158ZM161 61H165L164 59L163 60H161ZM158 62V66L157 67H159L161 70H170V71H168L169 73H171V71H173V72H176L177 70H176V68H177V65L175 64V62H174V64H167L166 62ZM167 61L169 62V60L167 59ZM171 61V60H170ZM186 61H187V59H186ZM190 61V60H189ZM192 61H193V59H192ZM194 61H193V64H192V66L194 65ZM199 61H201V60H199ZM19 62V61H18ZM42 62H45L43 59H42ZM68 62V61H67ZM67 62H66V64H67ZM101 62V61H100ZM107 62V61H106ZM109 62V61H108ZM113 62V61H112ZM121 62H123V64L121 63ZM120 63L122 64L121 66H123L124 64V66L127 68V66L128 67H132L133 68V66L134 67H137V66H135V65H131L130 64V66H129V63H127L126 61V63H124V60L123 61H121ZM140 62V61H139ZM191 62V61H190ZM209 62V61H208ZM208 62H206L208 65H209V63H211L212 62V60L208 63ZM23 63H24V61H23ZM23 63H21V64H23ZM28 63V62H27ZM26 62H25V64H27ZM59 63H62L61 61L59 62ZM65 63V62H64ZM72 63H70V65L72 64ZM98 63H99V61H98ZM138 63V62H137ZM148 63H149V60H148ZM192 63V62H191ZM191 63H190V65H191ZM196 63L198 64V65H202L201 64V62L199 63V62H197L196 61ZM215 63V62H214ZM25 64H24V66H25ZM32 66H33V63L31 62L30 63ZM96 64V63H95ZM100 64V63H99ZM98 64V65H99ZM107 64V63H106ZM109 64H110V62H109ZM133 64V63H132ZM134 64H136L135 62H134ZM154 64V63H153ZM157 64V63H156ZM204 64V63H203ZM207 64H204L205 66H207ZM211 64H213V63H211ZM30 65V68L32 69V70H30L31 72L34 70L33 68H32V66ZM37 65V64H36ZM40 65V64H39ZM78 65V67H77V69H80V71L82 70V69H84L83 67L82 68H80V66ZM101 65V64H100ZM117 65H119V66H117V67H120V64H117ZM137 65V64H136ZM204 65H202V66H204ZM246 65V64H245ZM63 66H67V65H63ZM69 66V65H68ZM76 66V65H75ZM147 66V65H146ZM154 66V65H153ZM191 66V67H192ZM196 66V65H195ZM204 66V67H205ZM210 66V65H209ZM212 66V65H211ZM210 66V67H211ZM214 66L215 65H213L212 67H213V69L212 70H214ZM26 67H29L28 65L26 66ZM25 67V68H26ZM64 67V68H65ZM88 67V68H87ZM96 68H97V66H95ZM124 67V68H125ZM141 67V66H140ZM139 67V68H140ZM152 67V66H151ZM150 67V68H151ZM191 67H189V69L191 68ZM208 67V66H207ZM23 68V67H22ZM72 68V67H71ZM89 68V69H90ZM94 68V67H93ZM105 68H106V66H105ZM114 68H116V67H114ZM113 68V69H114ZM138 68V69H139ZM142 68H144V66L142 67ZM193 68V70H194V73H193V71L192 72H189V73H191V77L195 80V79H198V78H200L201 77V75H202V78H204L205 77V72H204V68H202V70L203 71H201V69H200V66H199V68H198V70H195L194 69V66L192 67ZM192 68H191V70H192ZM29 68H27L26 69V73L28 72L27 70H28ZM88 69V70H89ZM95 69V68H94ZM101 69V68H100ZM108 69H110V68H108ZM112 69V68H111ZM121 69V68H120ZM122 69H123V67H122ZM128 69V68H127ZM135 69H137V68H135ZM134 68L133 69H131V70H133V72H134V70H135ZM186 70L188 69V68H185ZM196 69H197V67H196ZM217 69V68H216ZM71 70V69H70ZM73 70V69H72ZM85 70V69H84ZM82 71V72H87V70L86 71ZM90 70H93L92 68L90 69ZM104 70V69H103ZM131 70H129V71H131ZM209 70H211L210 68H209ZM218 70V69H217ZM216 70V71H217ZM76 71V70H75ZM94 71H97V70H93V72L92 73H94L93 75L94 76H96V77H94V78H97L98 77V73H99V70L97 71V74L94 72ZM113 71V70H112ZM126 71V70H125ZM137 71V70H136ZM135 71V73H134V75L131 73V75H130V72H128V71H126V73L128 72L129 73V77L130 78H132L133 76L135 77H138L137 75H139L138 74V71L136 72ZM155 71V70H154ZM156 71H157V69H156ZM196 71H200V72H204V73H197ZM215 71V72H216ZM25 72V71H24ZM31 72H29L28 74H29V76H31L30 75V73ZM35 72V71H34ZM73 72H74V70H73ZM100 72H101V70H100ZM104 72V71H103ZM109 72V71H108ZM114 72V71H113ZM112 72V73H113ZM140 72V71H139ZM145 72V71H144ZM178 72V71H177ZM213 72V71H212ZM7 73H5V74H7ZM38 73V72H37ZM102 73V72H101ZM110 73V72H109ZM120 73V72H119ZM123 73V72H122ZM142 73H143V71H142ZM142 73H140V74H142ZM156 73H158V72H156ZM160 73V72H159ZM162 73V72H161ZM166 73H167V71H166ZM187 73V72H186ZM211 72H209V74H210ZM220 74V71H218L217 72V74ZM3 74V73H2ZM35 74V73H34ZM33 74V75H34ZM81 74V73H80ZM87 74H88V72H87ZM108 74V73H107ZM137 74V75H136ZM144 74V73H143ZM164 74V73H163ZM175 74V73H174ZM218 74V75H219ZM4 75V74H3ZM33 75H32V79H33ZM100 75V74H99ZM111 75V74H110ZM115 75V74H114ZM120 75V74H119ZM123 75H125V74H123ZM159 75V74H158ZM166 75V74H165ZM182 75V74H181ZM186 75V74H185ZM188 75V74H187ZM214 75V77L212 78L211 77V79H214L213 80V82L215 81V82H221V81H217L218 80V76L216 75V74H213ZM2 76V75H1ZM35 76V75H34ZM84 76H86V75H84ZM140 76V75H139ZM141 76H144V75H141ZM167 76H169V78H172L169 74H167ZM177 77L178 76H180V75H176ZM183 76V75H182ZM190 76V75H189ZM208 76V75H207ZM206 76V77H207ZM5 77V76H4ZM21 77V76H20ZM23 77V76H22ZM21 77V78H22ZM100 77V76H99ZM116 77V76H115ZM115 77H113V78H115ZM133 77V78H134ZM148 77H150V76H148ZM165 77V76H164ZM177 77H175V79H174V77L172 78V79H174V81L172 80V79H170V81L172 80L173 81V83H175V81H176V78ZM191 77H190V80L187 78V76H186V78H184V81H191ZM205 77V78H206ZM221 76H219V78H220ZM6 78V77H5ZM4 78V80H6ZM16 78V79H17ZM21 78H19L20 80H21ZM25 78H26V76H25ZM24 77L22 78V80L21 81H23L24 79H25ZM40 78V77H39ZM89 78V77H88ZM92 78V77H91ZM101 78V77H100ZM140 78V77H139ZM142 78L143 77H141V82L139 83V85L141 84V85H143V82H142ZM154 78V77H153ZM155 78H157V77H155ZM158 78H159V76H158ZM157 78V79H158ZM167 78V77H166ZM13 79V78H12ZM16 79H15V82H16ZM19 79H18V83H20L19 82ZM31 79V78H30ZM41 79V78H40ZM102 79V78H101ZM106 79V78H105ZM134 79H136V78H134ZM133 79V80H134ZM144 79H145V77H144ZM147 79V78H146ZM181 79V78H180ZM185 79H187V80H185ZM192 79V80H193ZM208 79V78H207ZM210 79V80H211ZM9 80V79H8ZM26 80V79H25ZM27 80H29V79H27ZM94 80L95 79H93V81H91V82H94ZM97 80H98V78H97ZM100 80V79H99ZM126 80H128V79H126ZM131 80V79H130ZM137 80V79H136ZM135 80V81H136ZM149 80H151V82H152V79H149ZM162 80V79H161ZM160 80V81H161ZM167 80V79H166ZM165 80V81H166ZM169 80V79H168ZM168 80L166 81V83L168 82ZM206 80V79H205ZM220 80V79H219ZM262 80H264V79H262ZM14 81V80H13ZM32 81V80H31ZM134 81V82H135ZM148 81V80H147ZM154 81V80H153ZM178 81H179V79H178ZM197 81V80H196ZM195 81V84H194V81H193V84L194 85H196V83H198V82H196ZM204 81V80H203ZM0 82H2V81H0ZM7 82V81H6ZM33 82H35V83H37V81H33ZM40 82V81H39ZM101 82V84L102 83H106V82H102V80L100 81ZM138 82H139V80H138ZM146 82V81H145ZM158 82H159V80H158ZM162 83L164 82V81H161ZM180 82V81H179ZM207 82H208V80H207ZM210 82H212V81H210ZM262 82V81H261ZM264 82V81H263ZM27 83H29L28 81H27ZM27 83H26V81L24 82V84H26V86H27ZM41 83V82H40ZM108 83V82H107ZM136 83V82H135ZM134 83V84H135ZM149 83V82H148ZM161 83V84H162ZM172 83V84H173ZM203 83V85L204 84H206V83H204V82H202ZM257 83V82H256ZM30 84H31V82H30ZM30 84H29V87H32V86H34V85H31L30 86ZM34 84V83H33ZM39 83H37L35 86H37ZM51 84V83H50ZM49 84V86H51ZM111 84V83H110ZM109 84V86H111ZM130 84V83H129ZM137 84V83H136ZM147 84V83H146ZM151 84V83H150ZM156 84V83H155ZM170 84V83H169ZM168 84V86H170ZM177 84V83H176ZM209 84V83H208ZM213 84V83H212ZM215 84H217V83H215ZM22 86H23V88H21L22 90H20V92L22 91V94L24 95L25 94V98H29V97H26V94L27 93H32V92H29V90H28V88L26 87V86H24L23 85V82H22V84H21ZM107 85V84H106ZM132 85V84H131ZM163 86L165 85V84H162ZM175 85V84H174ZM179 85H182V87H183V85H184V83H182V84H178V85H176V88H179ZM188 85V84H187ZM199 85V84H198ZM214 85V84H213ZM218 85V84H217ZM217 85H214V89L216 88V86ZM15 86H16V84L15 83H12V80L10 81H8V87H9V89H14L15 88ZM19 86V85H18ZM40 86V85H39ZM135 86V85H134ZM152 86H153V83H152ZM151 86V87H152ZM185 86V85H184ZM191 86V85H190ZM205 86V85H204ZM207 87H209L208 85H206ZM255 86H257V85H255ZM254 86V87H255ZM1 87V86H0ZM38 87V86H37ZM112 87H113V85H112ZM145 87H146V85H145ZM150 87V86H149ZM155 87H158V86H155ZM171 88H173L174 86L172 85V86H170ZM169 87V88H170ZM201 87V86H200ZM203 87V86H202ZM5 88H7V86L5 87ZM20 88H18L17 87V90L18 89H20ZM36 88V87H35ZM35 88H34V90H35ZM39 88V87H38ZM41 88V87H40ZM39 88V89H40ZM49 88V87H48ZM139 88V90H140V86L138 87ZM167 88V87H166ZM175 88V89H176ZM185 88H187L188 89V86H185ZM184 88V89H185ZM190 88V87H189ZM194 88V87H193ZM205 87H203V89H204ZM211 88V87H210ZM219 88V87H218ZM256 88V87H255ZM30 89V88H29ZM32 89H33V87H32ZM45 89H46V87H45ZM154 89V88H153ZM168 89V88H167ZM180 89V88H179ZM181 89H183V88H181ZM183 89V90H184ZM208 88H206V90H207ZM213 88H212V90H214ZM222 89H224V87L222 88ZM222 89H218L219 91H222ZM228 89V88H227ZM8 90V89H7ZM6 89H5V91H7ZM31 90V89H30ZM38 90V89H37ZM142 90V89H141ZM152 90V89H151ZM155 90L156 89H154V92H155ZM159 91H160V89H158ZM158 90H156V92L158 91ZM162 90H164V89H162ZM162 90L160 91V92H162ZM166 90V89H165ZM170 90V89H169ZM199 90L200 91H202V88L200 89L199 88ZM205 90V91H206ZM217 90V89H216ZM226 90V89H225ZM230 88H229V93L228 94H230L231 95V93H230ZM12 91V90H11ZM10 91V92H11ZM19 91V90H18ZM28 91V92H27ZM36 91V90H35ZM34 91V92H35ZM39 92L41 91V90H38ZM43 91V90H42ZM146 91V90H145ZM158 91V92H159ZM167 91V90H166ZM166 91H164V92H166ZM175 90H173V93H175L174 92ZM193 91V90H192ZM257 91V90H256ZM1 92V91H0ZM10 92H8L10 95L12 94V93H10ZM20 92H19V94H20ZM151 92V91H150ZM155 92V93H156ZM164 92H163V94H164ZM177 92V91H176ZM210 92V91H209ZM216 92V94H217V91H215ZM224 92V91H223ZM235 91H233L232 93H234ZM252 92H255L254 91V89H253V91ZM258 92V91H257ZM256 92V94L258 95V93ZM3 93V92H2ZM14 93V92H13ZM38 93V92H37ZM45 93V92H44ZM52 93V92H51ZM152 93V92H151ZM194 93V92H193ZM206 93V92H205ZM210 93H212V92H210ZM220 93L221 92H219V94L218 95H220ZM225 93H227V92H225ZM236 93V92H235ZM6 94V93H5ZM22 94H20V96L22 95ZM33 94V93H32ZM32 94H30V95H32ZM35 94V93H34ZM32 95L33 97L35 96V95ZM39 94V93H38ZM43 94V93H42ZM42 94H39V95H41L42 96ZM59 94H61L60 92H59ZM147 94L148 95H150L148 92H147ZM161 94V93H160ZM162 94V95H163ZM202 94V93H201ZM206 94H208V93H206ZM216 94L214 95L215 97H217L216 96ZM222 94V93H221ZM253 94H255V93H253ZM30 95H28L27 94V96H30ZM44 95V94H43ZM57 95V94H56ZM203 95V94H202ZM223 95V94H222ZM221 95V96H222ZM227 95V94H226ZM2 96V95H1ZM0 96V97H1ZM7 96V95H6ZM18 97H20L19 95H17ZM17 96H16V100L17 99H19V98H17ZM52 96V95H51ZM50 96V97H51ZM61 96H62V94H61ZM60 96V97H61ZM155 96V95H154ZM157 96V95H156ZM167 96V95H166ZM254 96V95H253ZM9 97H11V96H9L8 95V98ZM15 97V96H14ZM23 97V96H22ZM21 97V98H22ZM35 97H37V96H35ZM38 97H40V96H38ZM47 97V96H46ZM135 97V96H134ZM168 97H170V96H168ZM174 97V96H173ZM208 97H210V95L208 96ZM255 98H256V96H254ZM258 97V96H257ZM2 98H4V97H2ZM20 98V99H21ZM43 98V97H42ZM63 98V97H62ZM131 98V97H130ZM167 98V97H166ZM178 98V97H177ZM211 98V97H210ZM254 98V99H255ZM259 98L261 99V97L259 96ZM5 99H6V102H7V98L5 97ZM13 99V98H12ZM19 99V100H20ZM24 99V98H23ZM22 99V100H23ZM40 99V98H39ZM58 99V98H57ZM59 99H61V98H59ZM65 99V98H64ZM212 99H214V98H212ZM216 99V98H215ZM256 99H258V98H256ZM1 100V99H0ZM21 100V101H22ZM47 100V99H46ZM52 100V99H51ZM50 100V101H51ZM127 100H129V99H127ZM135 100V99H134ZM172 100V99H171ZM176 100H179V99H176ZM220 100V99H219ZM261 100H263V99H261ZM261 100H259V102H261ZM10 101V100H9ZM18 101V100H17ZM21 101H20V104H21ZM25 102L27 101V99H25L24 100ZM23 101V102H24ZM31 101V100H30ZM33 101V100H32ZM44 101V100H43ZM58 101V100H57ZM65 101V100H64ZM137 101V100H136ZM139 101V100H138ZM144 101V100H143ZM173 101V100H172ZM13 102H15V100H13ZM22 102V103H23ZM24 102V103H25ZM36 102V101H35ZM40 102V101H39ZM45 102V101H44ZM54 102V101H53ZM59 102V101H58ZM68 102V101H67ZM128 102V101H127ZM133 102V101H132ZM140 102V101H139ZM170 102V101H169ZM169 102H168V104H169ZM175 102V101H174ZM220 102V101H219ZM256 102H257V100H256ZM258 102V103H259ZM5 103V102H4ZM29 103V102H28ZM32 103V102H31ZM30 103V104H31ZM60 103H62L63 105H65L64 103H63V101L62 102H60ZM118 103H119V101H118ZM126 103V102H125ZM178 103V102H177ZM176 103V104H177ZM182 103V102H181ZM6 104H10V103H6ZM19 104V103H18ZM30 104L28 105V106H30ZM57 104V103H56ZM124 104V103H123ZM128 104V103H127ZM135 105H137L140 109L142 108V110H143V112H144V110H145V112H146V115H148V117L150 116L153 120H155L156 122H157V124H158V126L161 128L160 130L162 131V130H165V132H166V134L167 133H171V131H170V129H168V126H166L165 124H163L162 122H161V120H160V118H157V115H159L158 114V112L156 113L155 111L154 112H152L153 110L151 109H148V107L147 108H145V107H142V105L140 104V103H138V102H136V103H134ZM147 104V103H146ZM145 104V105H146ZM180 104V103H179ZM184 104V103H183ZM215 104H219V103H216V101H215ZM260 104V103H259ZM262 105H264V103H261ZM261 104L260 105H258V106H260V108H261ZM14 105V103L11 105V106H13ZM37 105V104H36ZM58 105V104H57ZM144 105V104H143ZM147 105H149V104H147ZM170 105V104H169ZM220 105V104H219ZM5 106V105H4ZM11 106H10V108H11ZM41 106V105H40ZM49 106V105H48ZM55 106V105H54ZM69 106H71V105H69ZM130 106H131V104H130ZM183 106V105H182ZM223 106V105H222ZM18 107H19V105H18ZM44 107H45V105H44ZM58 107V106H57ZM60 107V106H59ZM62 107V106H61ZM177 107H179V106H177ZM218 107V106H217ZM219 107H221V105L219 106ZM6 109H7V107H5ZM17 108V107H16ZM20 108H21V105H20ZM20 108H19V110H20ZM28 108V107H27ZM36 108H38V107H36ZM42 108V107H41ZM52 108H53V106H52ZM75 108V107H74ZM73 107H72V109H74ZM144 108V109H143ZM168 108H170V107H168ZM181 108V107H180ZM179 108V109H180ZM1 110H3V108H0ZM8 109H9V106H8ZM12 109L13 110H15L13 107H12ZM10 110V112L12 111L13 112V114H14V111L13 110ZM40 109V108H39ZM68 109V108H67ZM153 109L154 110H156L155 108H154V106H153ZM178 109V108H177ZM176 109V110H177ZM183 109H185V108H183ZM219 109H222V108H219ZM224 109H226V108H224ZM229 109V108H228ZM235 109V108H234ZM234 109H232V110H234ZM262 109V108H261ZM21 110H23L22 108H21ZM30 110V109H29ZM41 110H43V109H41ZM47 110V109H46ZM46 110H45V112H46ZM64 110V109H63ZM134 111L136 110L137 111V109H133ZM182 110V109H181ZM260 110V109H259ZM263 111H264V107H263V109H262ZM26 111V110H25ZM68 111V110H67ZM69 111H70V109H69ZM141 111V110H140ZM183 111V110H182ZM181 111V112H182ZM185 111V110H184ZM228 113H230L228 110H226ZM225 111V112H226ZM3 112H5V111H3ZM2 112V113H3ZM11 112V113H12ZM16 112V111H15ZM40 112V111H39ZM48 112H49V110H48ZM142 112V111H141ZM148 112V113H147ZM173 112V111H172ZM226 112V113H227ZM1 113V112H0ZM8 113H9V111H8ZM8 113H7V116L9 117V115H8ZM17 113V114H16ZM15 114L16 115H18V112H16ZM24 113V112H23ZM26 113V112H25ZM24 113V114H25ZM30 113V112H29ZM43 113V112H42ZM55 113V112H54ZM139 113V112H138ZM137 113V114H138ZM167 113V112H166ZM169 113H171V110H170V112ZM176 113V112H175ZM179 113V112H178ZM177 113V114H178ZM185 114H186V111L184 112ZM225 113V114H226ZM22 114V113H21ZM51 114V113H50ZM50 114H49V116H50ZM58 114V113H57ZM157 114V115H156ZM160 114H162V113H160ZM173 114V113H172ZM177 114H175V116H177ZM180 114V113H179ZM189 114H191V112H189ZM194 114V113H193ZM198 114V113H197ZM1 115V114H0ZM5 115V114H4ZM11 115V114H10ZM39 115V114H38ZM43 115V114H42ZM146 115H141V116H145L146 117ZM183 115V114H182ZM195 115V114H194ZM199 115V114H198ZM260 116H261V112H260V114H259ZM6 116V115H5ZM5 116H2V118H0L1 119V123H0V134L2 133V132H4L3 130H4V128H6L5 127V124H4V120H2V119H4V117ZM12 116V115H11ZM10 116V117H11ZM20 116V115H19ZM52 116H53V114H52ZM162 116V115H161ZM169 116L170 115H167V116H164L163 115V118L164 117H168L169 118ZM173 116V115H172ZM179 116V115H178ZM199 116H201V115H199ZM198 116V117H199ZM227 116V115H226ZM228 116H230V114H228ZM234 116V115H233ZM8 117H6V119H8ZM9 117V118H10ZM26 117V116H25ZM44 117V116H43ZM160 117V116H159ZM191 117V116H190ZM202 117V116H201ZM201 117H199L200 119H201ZM16 118V117H15ZM49 118V117H48ZM172 118V117H171ZM177 118V117H176ZM227 118V117H226ZM230 118H231V116H230ZM229 118V119H230ZM235 118V117H234ZM236 118H239L238 116L236 117ZM258 118V117H257ZM12 119V118H11ZM42 119V118H41ZM56 119V118H55ZM143 119H144V117H143ZM146 119V118H145ZM159 119V120H158ZM174 119V118H173ZM178 119L180 120V118H177V122H178ZM193 119V118H192ZM192 119H191V121H192ZM206 119V118H205ZM204 119V120H205ZM241 119V118H240ZM254 119V118H253ZM259 119H260V117H259ZM152 120V121H153ZM163 120H165V118L163 119ZM170 120V119H169ZM172 120V119H171ZM170 120V121H171ZM175 120V119H174ZM194 120H197V119H194ZM204 120H203V123H204ZM223 120H225V119H223ZM231 120H233V119H231ZM244 120V119H243ZM252 120V119H251ZM13 121H14V119H13ZM16 121V120H15ZM14 121V122H15ZM35 121V120H34ZM145 121H149V120H145ZM151 121V120H150ZM151 121V122H152ZM166 121V120H165ZM182 122H184L185 121V119H184V121H183V118H182V120H181ZM187 121V120H186ZM185 121V122H186ZM220 121H222V119L220 120ZM235 120H233V122H234ZM237 121V120H236ZM240 121V120H239ZM3 122V123H2ZM5 122H7L6 120H5ZM44 122V121H43ZM42 122V123H43ZM172 122V121H171ZM177 122H175V123H177ZM180 122V121H179ZM181 122V123H182ZM201 122V121H200ZM205 122H206V120H205ZM207 122H209V121H207ZM211 122H212V120H211ZM241 122V121H240ZM239 122V123H240ZM167 123V122H166ZM192 123L193 124H195L196 125V123L194 122V121H192ZM202 123V122H201ZM200 123V124H201ZM228 123V122H227ZM235 123V122H234ZM13 124V123H12ZM154 124L156 125V123L154 122ZM174 124V123H173ZM186 124L187 125H185V126H188V123L186 122ZM208 124V123H207ZM206 123H205V125H207ZM212 124V123H211ZM217 124V123H216ZM229 124V123H228ZM233 123L231 122V124L230 125H232ZM247 124V123H246ZM257 124V123H256ZM256 124H255V126H256ZM259 124H261V123H259ZM177 125V124H176ZM181 125V124H180ZM195 125H193V126H195ZM198 125V124H197ZM219 125V124H218ZM221 125V124H220ZM227 125V124H226ZM235 126V129H236V123L234 124ZM241 125V124H240ZM242 125H244V123L242 124ZM252 125V124H251ZM264 125V124H263ZM8 126V125H7ZM17 126V125H16ZM40 126V125H39ZM42 127H43V125H41ZM157 126V125H156ZM175 126V125H174ZM185 126H183V127H185ZM189 126H191L190 124H189ZM193 126H191V127H193ZM200 126V125H199ZM203 126V125H202ZM209 126H211V125H209ZM222 126H224V124L222 125ZM13 127V126H12ZM42 127H40L41 129H42ZM170 127V126H169ZM171 127H172V124H171ZM170 127V128H171ZM183 127H182V129H183ZM204 127V126H203ZM202 127V128H203ZM207 127V126H206ZM218 127V126H217ZM219 127H221V126H219ZM231 127V126H230ZM233 127V126H232ZM231 127V128H232ZM233 127V128H234ZM240 127H243V126H240ZM257 127V126H256ZM263 127V126H262ZM11 128V127H10ZM30 128V127H29ZM173 128V127H172ZM187 128H189V127H187ZM194 128V127H193ZM212 128V127H211ZM224 128H226L225 126H224ZM228 128V127H227ZM253 128V127H252ZM260 128V127H259ZM38 129V128H37ZM178 129V128H177ZM176 129V130H177ZM191 130H192V128H190ZM195 129H197L196 127H195ZM199 130H201V128H198ZM204 129L205 128H203L202 129V132L201 133H203V131H204ZM214 129H215V127H214ZM223 129V128H222ZM230 129V128H229ZM234 129V130H235ZM241 129V128H240ZM250 129V128H249ZM257 129V128H256ZM6 130V129H5ZM43 131H44V129H42ZM187 130V129H186ZM194 130V129H193ZM209 130V129H208ZM211 131L213 130V129H210ZM224 130V129H223ZM227 130V129H226ZM237 130V129H236ZM239 130V129H238ZM258 130V129H257ZM261 130H262V128H261ZM29 131V130H28ZM40 131V130H39ZM178 131V130H177ZM188 131H189V129H188ZM219 131V130H218ZM222 131V130H221ZM221 131H219V132H221ZM233 131V130H232ZM252 131H253V129H252ZM255 131V130H254ZM260 131V130H259ZM263 131H264V129H263ZM262 131V132H263ZM9 132V131H8ZM7 132V133H8ZM12 132V131H11ZM47 132V131H46ZM184 133H186V131H183ZM196 131H189V133H193V137H195V138H191L192 136V134H190V138L192 139V140H188L189 139V137L187 138V139H185L183 136H181V137H178L177 136V134H176V138H174V139H176L177 140V142L178 143H180V145L182 146V148H184V149H186V151L187 150H193V155L196 157L197 155L195 154V153H197L198 155L200 154H202V158H204L203 160L202 159H200V160H202V162L204 163L205 161V164H211V162H212V164L214 163L218 168L217 169H219L221 172H219V174L220 173H224V174H226L225 176H223V174H220V176L222 175V178L223 177H226V180H225V182L226 183H230V184H233L234 182H236V180L239 178L238 176L241 174V172H242V177H243V175H246L245 173H244V171H243V169H241V168H243L244 166H242V165H247V163H249L248 164V166L249 165H251L250 167H253V165L254 164H256V162H258V161H261V160H263L264 159V148H261L260 149V152L259 151H257V152H254V151H256V150H254L253 151V153L252 154H256V153H258V154H256V156H251V158L249 157V156H247V157H249V158H245V154H247V155H249L248 153H246L245 151L246 150H248L247 148H249L248 146H247V148H245V146L243 147L242 145L244 144L245 145V143L246 142H244V140H243V144H242V140L241 139H243L244 138V136H243V138H241L240 137V139H239V137L238 138H233V136H234V134H233V136L232 137H229V135L230 134H228L227 136L228 137H225L226 136V134H227V131H225L224 130V132L226 133V134H224V133H222V134H224V137L223 136H219V132L218 133H216L215 131H213V132H215V134H213V135H216V134H218V135H216V137L215 136H210V135H208L207 136V134L205 135V136H203V135H199L198 133H195ZM200 132V131H199ZM205 132H207V130H205ZM230 132V131H229ZM228 132V133H229ZM163 133H164V131H163ZM175 133V132H174ZM173 133V131H172V133H171V135H173L174 134ZM179 134L178 135H181L180 134V132H178ZM200 133V134H201ZM211 133V132H210ZM231 134H232V132H230ZM235 133H237V132H235ZM9 134V133H8ZM188 134V132L186 133V135ZM195 134H198L199 136H197V135H195ZM208 134H209V132H208ZM239 134H241V133H239ZM253 134V133H252ZM256 134V133H255ZM255 134H253V135H255ZM257 134H259L258 132H257ZM260 134H261V131H260ZM259 134V135H260ZM5 135V134H4ZM48 135V134H47ZM55 135V134H54ZM61 135V134H60ZM72 135V134H71ZM71 135H70V137H71ZM183 135V134H182ZM195 135V136H194ZM236 135H238V133L237 134H235V137H237ZM252 135V136H253ZM258 135V136H259ZM64 136H66V135H64ZM74 136V135H73ZM188 136H189V134H188ZM239 136V135H238ZM257 136V135H256ZM257 136V137H258ZM2 137V136H1ZM6 136H4V138H5ZM58 137V136H57ZM61 136H59V138H60ZM183 137V138H182ZM198 137H200V138H198ZM218 137H222V139H220V138H218ZM3 138V139H4ZM45 138V137H44ZM260 137H258L257 139H259ZM2 139V140H3ZM34 139V138H33ZM41 139V138H40ZM196 139V140H195ZM249 139H250V137H249ZM253 139V138H252ZM251 139V140H252ZM261 139H262V141H259L260 143H262L263 141H264V135H263V137H261ZM260 139V140H261ZM1 140V139H0ZM37 140V139H36ZM44 140V139H43ZM51 140H53L52 138H51ZM59 140V139H58ZM69 140V139H68ZM9 141V140H8ZM7 141V142H8ZM39 141V140H38ZM246 141V140H245ZM254 141V140H253ZM3 142H4V140H3ZM6 142V141H5ZM58 142V141H57ZM170 142V141H169ZM176 142V143H177ZM10 143V142H9ZM38 143V142H37ZM83 143V142H82ZM260 143H258L259 145H260ZM77 144V143H76ZM81 144V143H80ZM85 144V143H84ZM78 145V147L80 148V149H82V150H86V151H94V150H89L87 147H85V145ZM175 144V143H174ZM247 145H249L250 144V142H249V144H248V139H247V143H246ZM257 144V143H256ZM263 145H264V143H262ZM4 145V144H3ZM37 145V144H36ZM40 145V144H39ZM38 145V146H39ZM55 145V144H54ZM72 145H74V144H72ZM176 145V144H175ZM259 145H256V146H258V147H256L255 148V145H254V148H253V146L252 147H250L249 149H251L252 148V150L253 149H257L258 150V148H259ZM1 146V145H0ZM60 146V145H59ZM178 146V145H177ZM250 146V145H249ZM260 146H262V145H260ZM49 147V146H48ZM51 147V146H50ZM242 147L244 148V149H246V150H244V152L242 153ZM263 147V146H262ZM2 147H0V149H1ZM177 148V147H176ZM181 148V149H182ZM180 149V150H181ZM183 149V150H184ZM177 150H178V148H177ZM262 150V151H261ZM54 151V150H53ZM59 152V151H58ZM57 152V153H58ZM190 152V151H189ZM248 152H249V150H248ZM252 152V151H251ZM53 153V152H52ZM84 153V152H83ZM87 153V152H86ZM90 153H92V152H90ZM187 152H185V154H186ZM250 153V152H249ZM184 154V155H185ZM192 154V153H191ZM243 154L245 155V156H243ZM61 155V154H60ZM192 155V156H193ZM56 156V155H55ZM66 156V155H65ZM4 157V156H3ZM58 157V156H57ZM7 158V157H6ZM64 158V157H63ZM189 159V158H188ZM196 159V158H195ZM195 159H194V162H195ZM207 159V160H206ZM65 160V159H64ZM56 161V160H55ZM189 161H191V160H189ZM208 161V162H207ZM210 162V163H209ZM264 161H262V163H263ZM52 163V162H51ZM186 163V162H185ZM193 163V162H192ZM192 163H191V166H193L192 165ZM254 163V164H253ZM260 163V162H259ZM198 164V163H197ZM190 165V164H189ZM201 166H202V168H203V165H202V163H201ZM206 167H207V165H205ZM204 166V167H205ZM210 166V165H209ZM208 166V167H209ZM214 166V165H213ZM234 166H235V168H234ZM239 166H242V167H240V169H239V171L237 172V173H239V174H236V172L233 170V169H230V168H234L235 170H236V168L237 167H239ZM256 166H258L257 164H256ZM256 166H254V168L256 167ZM260 166V165H259ZM263 166V168H264V165H262L261 164V166L260 167H262ZM187 167H188V165H187ZM190 167V166H189ZM194 167V166H193ZM212 167V166H211ZM215 167V166H214ZM250 167H245L246 169H249L250 170ZM201 167H199V169H200ZM256 168H259V167H256ZM196 169H198V168H196ZM211 169V168H210ZM210 169L208 170V171H210ZM213 169H216V168H213ZM253 169V168H252ZM251 169V170H252ZM201 170H203V169H201ZM207 170V169H206ZM229 170L231 171H233V172H235V174L234 173H232V171H231V173H230V175H229ZM249 170H247L249 173H251ZM254 170V172H255V169H253ZM198 171V170H197ZM212 171V170H211ZM215 172H216V170H214ZM241 171V172H240ZM246 171V172H247ZM259 171H261V170H259ZM262 171H263V169H262ZM200 172V171H199ZM253 172V173H254ZM203 173V172H202ZM205 173V172H204ZM203 173V174H204ZM211 173V172H210ZM218 173V172H217ZM216 173V174H217ZM244 173V174H243ZM260 173V172H259ZM263 173V172H262ZM207 174V173H206ZM213 174V173H212ZM264 174V173H263ZM198 175H199V173H198ZM238 175V176H237ZM248 176H250V174H247ZM254 175H255V173H254ZM253 175V176H254ZM258 175H260V174H258ZM200 176V175H199ZM207 176H208V174H207ZM210 176V175H209ZM212 176V175H211ZM216 176V175H215ZM219 175H217V177H218ZM262 176V175H261ZM264 176V175H263ZM216 177V178H217ZM251 177V176H250ZM250 177H248L247 179H249ZM258 178L259 176H255V178ZM34 178V177H33ZM33 178H31V179H33ZM245 178V176L243 177V179ZM253 178V177H252ZM262 178V177H261ZM30 179V178H29ZM201 179V178H200ZM203 179H205V178H203ZM215 179V178H214ZM241 179V178H240ZM240 179H239V181H240ZM246 178H245V180H247ZM251 179V178H250ZM249 179V180H250ZM263 179V178H262ZM25 180V179H24ZM34 180V179H33ZM209 180H210V178H209ZM245 180H244V182H245ZM249 180H247V181H249ZM252 180V179H251ZM250 180V181H251ZM255 180V179H254ZM253 180V181H254ZM258 180H259V178H258ZM203 181V180H202ZM214 181V180H213ZM217 181H218V179H217ZM220 181V180H219ZM242 179H241V183H242ZM246 181V182H247ZM252 181V182H253ZM256 181H257V179H256ZM263 180H260L259 182H262ZM27 182V181H26ZM33 182V181H32ZM207 182H209V181H207ZM221 182H223V181H221ZM255 182V181H254ZM258 182V181H257ZM8 183V182H7ZM15 183H17V182H15ZM209 183H211V182H209ZM251 183V182H250ZM2 184H6V183H2ZM213 185H214V183H212ZM215 184H216V182H215ZM222 184V183H221ZM253 184H255V183H253ZM1 185V184H0ZM234 185V184H233ZM251 185V184H250ZM250 185H249V187H250ZM4 186V185H3ZM9 188H12L13 186H14V183L12 184V183H9ZM20 186V185H19ZM214 186H217V185H214ZM218 186H219V184H218ZM217 186V187H218ZM222 186V185H221ZM231 186V185H230ZM247 186V185H246ZM223 187H225V185L223 184ZM236 187V186H235ZM244 187V186H243ZM248 187V186H247ZM246 187V188H247ZM248 187V188H249ZM9 188H6V189H9ZM238 188V187H237ZM247 188V189H248ZM1 189V188H0ZM3 189V188H2ZM20 189V188H19ZM221 189V188H220ZM224 189V188H223ZM240 189V188H239ZM5 190V189H4ZM225 190H228V189H225ZM13 191V190H12ZM23 191V190H22ZM231 191V190H230ZM244 191V190H243ZM243 191H241V192H243ZM3 192V191H2ZM25 192V191H24ZM232 192V191H231ZM244 192H246V191H244ZM11 193V192H10ZM228 193H230L229 191H228ZM30 194V193H29ZM226 194H227V192H226ZM233 194V193H232ZM241 194V193H240ZM10 195V194H9ZM20 195H22V194H20ZM31 195V194H30ZM231 195V194H230ZM229 195V196H230ZM25 196V195H24ZM36 196V195H35ZM224 196V195H223ZM229 196H228V198H229ZM23 197V196H22ZM231 197H232V195H231ZM233 197H234V194H233ZM257 198V197H256ZM22 199V198H21ZM233 200H234V198H232ZM251 200H252V198H250ZM249 199V200H250ZM255 199V198H254ZM264 199V198H263ZM32 200V199H31ZM224 200V199H223ZM231 200V199H230ZM242 200V199H241ZM262 200V199H261ZM18 201H19V199H18ZM236 201V200H235ZM256 201H257V199H256ZM16 202V201H15ZM246 202V201H245ZM244 202V203H245ZM260 202V201H259ZM60 203H61V201H60ZM19 204V203H18ZM26 204V203H25ZM233 204V203H232ZM246 204V203H245ZM238 205V204H237ZM236 205V206H237ZM23 206V205H22ZM28 206V205H27ZM63 206V205H62ZM230 206V205H229ZM232 206V205H231ZM246 206V205H245ZM252 206V205H251ZM257 206V205H256ZM23 208V207H22ZM228 208V207H227ZM227 208H226V210H227ZM232 208V207H231ZM236 208V207H235ZM235 208H233V210L235 209ZM262 208H263V206H262ZM225 209V208H224ZM223 209V210H224ZM230 209V208H229ZM238 209V208H237ZM249 209V208H248ZM239 210V209H238ZM232 211V210H231ZM230 211V212H231ZM254 211V210H253ZM238 213H239V211H237ZM246 213V212H245ZM261 213V212H260ZM230 214V213H229ZM235 214V213H234ZM250 214V213H249ZM248 214V215H249ZM253 214V213H252ZM254 214H255V212H254ZM253 214V215H254ZM224 215H225V213H224ZM227 215V214H226ZM237 215V214H236ZM244 215V214H243ZM245 215H247V214H245ZM252 215V216H253ZM256 215V214H255ZM231 216V215H230ZM232 216H233V213H232ZM240 216V215H239ZM228 217V216H227ZM235 217V216H234ZM224 218H226V217H224ZM237 218V217H236ZM243 218V217H242ZM239 219V218H238ZM229 220V219H228ZM227 220V221H228ZM232 220V219H231ZM250 220V219H249ZM31 221V220H30ZM223 221V220H222ZM233 221V220H232ZM236 221V220H235ZM32 222V221H31ZM34 222V221H33ZM213 222H214V220H213ZM240 222V221H239ZM247 222H249V221H247ZM221 223V222H220ZM224 223V222H223ZM241 223V222H240ZM238 224V223H237ZM251 224V223H250ZM212 225H213V223H212ZM225 225V224H224ZM233 224L231 223V226H232ZM243 225V224H242ZM217 226V225H216ZM220 226V225H219ZM246 226H244V228H245ZM254 227V226H253ZM214 228H216V227H214ZM220 228V227H219ZM226 228H227V226H226ZM229 228V227H228ZM232 228V227H231ZM231 228H229V229H231ZM240 228V227H239ZM243 228V229H244ZM229 229H228V231H229ZM241 229V228H240ZM239 229V230H240ZM253 229V228H252ZM236 230V229H235ZM234 230V231H235ZM246 230V229H245ZM233 231V230H232ZM231 231V232H232ZM263 231V230H262ZM255 232H256V230H255ZM221 233H223V232H221ZM230 233V232H229ZM235 233V232H234ZM260 233V232H259ZM263 233V232H262ZM232 234V233H231ZM237 234H238V232H237ZM237 234H235V235H237ZM13 235V234H12ZM241 235V234H240ZM239 235V236H240ZM246 235V236H245ZM244 236L245 237H247L248 235L247 234H245ZM258 235V234H257ZM207 236H210V235H207ZM227 236H229V235H227ZM227 236H225L226 238H227ZM238 236V235H237ZM237 236H235V238L233 239L234 241H236L237 240ZM259 236V235H258ZM262 236V235H261ZM14 237V236H13ZM231 237H233V235L231 236ZM249 237V236H248ZM96 238V237H95ZM229 238V237H228ZM240 238V237H239ZM252 238V236L250 237V239ZM261 238V237H260ZM202 239V238H201ZM222 239H223V237H222ZM249 239V238H248ZM249 239V240H250ZM230 240V239H229ZM228 240V241H229ZM233 240H231V241H233ZM239 240V239H238ZM238 240H237V242H238ZM241 240V239H240ZM246 240V242H245V245L246 246H249L250 245V243L251 242H248V240L247 239H245ZM244 240V241H245ZM70 241V240H69ZM72 241V240H71ZM99 241V240H98ZM198 241V240H197ZM222 241V240H221ZM220 241V242H221ZM76 242V241H75ZM74 242V243H75ZM92 242V241H91ZM96 242V241H95ZM240 242H242V241H240ZM201 243V242H200ZM96 244H98L97 242H96ZM62 245H63V243H62ZM101 245V244H100ZM261 246H262V248H263V250L262 251H260V252H257L256 251V255H254V254H251V255H249L248 256V254L247 253H249L248 251H247V256H245V253H242V252H244L242 249H240V250H242V252L240 253V251H238V248L239 247H236V248H234V247H229V249H230V251H229V249H228V247H226L227 248V250H226V252H227V254L226 253H223L224 255L222 256V255H218L217 257H218V261H219V263H217V264H264V243L262 242L261 244H260ZM95 246V245H94ZM102 246V245H101ZM226 246V245H225ZM229 246V245H228ZM233 246V245H232ZM244 246V245H243ZM242 246V247H243ZM252 246H253V244H252ZM261 246H260V248H261ZM69 247V246H68ZM70 247H71V245H70ZM98 247V246H97ZM60 248V247H59ZM72 248V247H71ZM224 248V247H223ZM254 248V247H253ZM256 248V247H255ZM63 249V246H62V248H61V250ZM94 249V248H93ZM92 249V250H93ZM101 249V248H100ZM100 249H99V251L98 252H100ZM218 249V248H217ZM220 250H221V248H219ZM225 249V248H224ZM59 250V249H58ZM247 250V249H246ZM250 250V249H249ZM254 251L256 250V249H253ZM258 250V249H257ZM261 250V249H260ZM78 251V250H77ZM199 251V250H198ZM201 251H202V249H201ZM214 251V250H213ZM254 251H251V253L252 252H254ZM64 252V251H63ZM69 252V251H68ZM70 252H71V250H70ZM220 252V251H219ZM75 253H77V252H75ZM261 253H263V255L261 254ZM68 255V254H67ZM74 255H76V254H74ZM96 255V254H95ZM104 255V254H103ZM216 255V254H215ZM72 257H73V255H71ZM102 256V255H101ZM211 256V255H210ZM263 256V257H262ZM47 257V256H46ZM49 257V256H48ZM215 258H216V256H214ZM207 258H209V256L207 257ZM74 259V258H73ZM101 259V258H100ZM108 259V258H107ZM69 260V259H68ZM98 260V259H97ZM110 260V259H109ZM199 260H201V259H199ZM217 260V259H216ZM47 261V260H46ZM51 261H52V259H51ZM50 261V262H51ZM43 262V261H42ZM45 262V261H44ZM53 262V261H52ZM90 262V261H89ZM109 262V261H108ZM112 262V261H111ZM211 262V261H210ZM210 262L208 263V264H210ZM56 263V262H55ZM201 263H205V261L204 262H201ZM216 263V262H215ZM215 263H213V264H215ZM50 264V263H49ZM197 264V263H196ZM212 264V263H211Z\"/></svg>",
  "mask_w": 264,
  "mask_h": 264
}]
</instances>
